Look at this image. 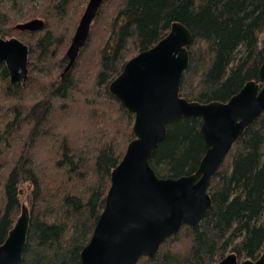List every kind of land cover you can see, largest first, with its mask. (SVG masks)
Returning <instances> with one entry per match:
<instances>
[{"label":"trees","instance_id":"trees-1","mask_svg":"<svg viewBox=\"0 0 264 264\" xmlns=\"http://www.w3.org/2000/svg\"><path fill=\"white\" fill-rule=\"evenodd\" d=\"M74 1L75 25L85 0H0V34L29 49L23 84H11L0 64V243L27 188L30 221L20 264H81L111 171L134 138L133 113L109 91L129 58L182 23L192 39L179 95L200 103L225 102L247 81L258 82L264 58V0H103L62 74L71 35L60 22ZM35 17L44 20L42 29H14ZM201 122L181 116L166 125L149 159L158 176L197 170L206 151ZM208 194L211 205L197 229L182 225L136 264H216L230 252L255 259L264 251V111L234 141Z\"/></svg>","mask_w":264,"mask_h":264},{"label":"water","instance_id":"water-1","mask_svg":"<svg viewBox=\"0 0 264 264\" xmlns=\"http://www.w3.org/2000/svg\"><path fill=\"white\" fill-rule=\"evenodd\" d=\"M103 0H88L66 49L68 71L85 44L90 24ZM42 18L14 25L20 31H38ZM190 30L180 22L151 47L139 51L110 82L109 91L134 115L132 138L122 159L112 169L105 202L88 243L80 252L81 264H136L153 257L159 245L188 224L197 229L211 205L208 187L234 141L264 111V58L258 82L247 81L227 101L200 103L179 95L188 65ZM28 46L19 38L0 35V64L11 84L28 78ZM181 116L201 118L199 134L206 151L197 170L178 177H160L149 159L164 139L166 125ZM30 221L28 206L0 243V264H20ZM216 264H264V251L255 259H238L234 252Z\"/></svg>","mask_w":264,"mask_h":264},{"label":"rangeland","instance_id":"rangeland-1","mask_svg":"<svg viewBox=\"0 0 264 264\" xmlns=\"http://www.w3.org/2000/svg\"><path fill=\"white\" fill-rule=\"evenodd\" d=\"M87 1L88 0H85L84 2H82V1H80V2H78V6H80V7H82L83 6V9L81 10V12H80V14L78 15V18H77V23L74 25L73 24V22L75 21V18L76 17H74L75 15H74V13H73V11H74V9L76 8V2L77 1H74L73 2V4H70V6H69V15L67 16L68 18H65V19H63V20H61L62 21V23L60 22V26L61 27H63L64 25H70V28H69V31H70V35H71V38H72V36H73V34H74V32H75V28H76V26H77V24H78V21H79V19H80V17H81V15H82V13H83V11H84V8H85V6H86V3H87ZM102 3H103V1H102ZM102 3L100 4V6L102 5ZM100 8V7H99ZM98 11H99V9H98ZM98 13V12H97ZM97 13H96V15H97ZM72 15H73V17L74 18H72L71 19V17H72ZM95 15V16H96ZM15 19V21L16 20H18V19H16V18H14ZM29 19H32V18H29ZM28 19V20H29ZM75 27H74V26ZM72 26H73V28H72ZM24 31H26V30H24ZM30 32H33V31H30ZM3 36V35H2ZM264 36V31H262L261 33H260V38L262 39V37ZM3 37H9V36H3ZM30 40H32V37L31 38H29ZM71 41V40H70ZM69 45H67V46H65L64 47V51H63V53L65 54V52H66V49H67V47H68ZM29 68V67H28ZM63 70V69H62ZM58 71H59V69H58ZM61 71V70H60ZM52 73H53V75H56L57 74V70L56 71H52ZM30 74V71L28 72V75ZM34 74V73H33ZM32 98H33V96H31ZM32 98H29V101H32ZM27 193H28V189L27 188H25L24 189V193H23V195H22V201L28 206V197H27Z\"/></svg>","mask_w":264,"mask_h":264},{"label":"flooded vegetation","instance_id":"flooded-vegetation-1","mask_svg":"<svg viewBox=\"0 0 264 264\" xmlns=\"http://www.w3.org/2000/svg\"><path fill=\"white\" fill-rule=\"evenodd\" d=\"M1 35V34H0ZM2 36V35H1ZM3 37V36H2ZM9 37H12V36H9ZM16 37V36H15ZM4 38H8V37H4ZM18 38V37H17ZM26 44V43H25ZM27 45V44H26ZM28 46V45H27ZM28 52H29V49H28ZM28 65V63H27ZM28 71H29V68H28Z\"/></svg>","mask_w":264,"mask_h":264}]
</instances>
